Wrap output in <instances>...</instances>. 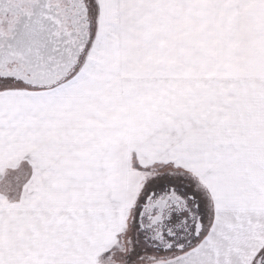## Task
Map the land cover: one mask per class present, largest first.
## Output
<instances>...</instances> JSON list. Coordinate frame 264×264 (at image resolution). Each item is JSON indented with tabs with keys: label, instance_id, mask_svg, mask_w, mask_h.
Returning <instances> with one entry per match:
<instances>
[{
	"label": "snow or ice",
	"instance_id": "obj_1",
	"mask_svg": "<svg viewBox=\"0 0 264 264\" xmlns=\"http://www.w3.org/2000/svg\"><path fill=\"white\" fill-rule=\"evenodd\" d=\"M0 264H264V0H0Z\"/></svg>",
	"mask_w": 264,
	"mask_h": 264
}]
</instances>
